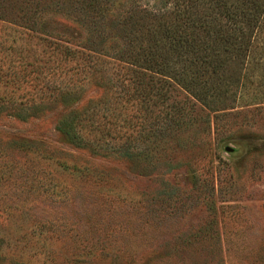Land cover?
Instances as JSON below:
<instances>
[{"label":"trees","instance_id":"trees-1","mask_svg":"<svg viewBox=\"0 0 264 264\" xmlns=\"http://www.w3.org/2000/svg\"><path fill=\"white\" fill-rule=\"evenodd\" d=\"M254 112L264 118V0H0V117L55 113L64 143L142 163ZM6 139L68 169L35 139ZM8 160L0 147L1 173Z\"/></svg>","mask_w":264,"mask_h":264},{"label":"rangeland","instance_id":"rangeland-1","mask_svg":"<svg viewBox=\"0 0 264 264\" xmlns=\"http://www.w3.org/2000/svg\"><path fill=\"white\" fill-rule=\"evenodd\" d=\"M56 123L0 117L13 158L0 172V264H264L261 115L196 127L142 163L66 144ZM15 136L55 149L68 169L12 149Z\"/></svg>","mask_w":264,"mask_h":264},{"label":"water","instance_id":"water-1","mask_svg":"<svg viewBox=\"0 0 264 264\" xmlns=\"http://www.w3.org/2000/svg\"><path fill=\"white\" fill-rule=\"evenodd\" d=\"M226 150H227V151H230V152H231V151H234V149H233L231 146H227V147H226Z\"/></svg>","mask_w":264,"mask_h":264}]
</instances>
